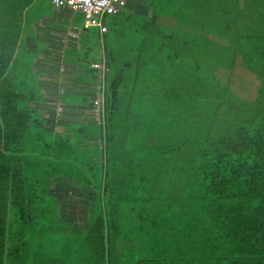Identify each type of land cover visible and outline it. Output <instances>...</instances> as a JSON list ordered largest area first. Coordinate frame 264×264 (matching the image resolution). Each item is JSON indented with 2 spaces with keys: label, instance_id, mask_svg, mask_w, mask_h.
I'll return each instance as SVG.
<instances>
[{
  "label": "trees",
  "instance_id": "16d2710c",
  "mask_svg": "<svg viewBox=\"0 0 264 264\" xmlns=\"http://www.w3.org/2000/svg\"><path fill=\"white\" fill-rule=\"evenodd\" d=\"M34 3L0 0V264H115L124 228L134 264H264V0L147 3L176 29L109 17L102 123L58 131L35 108ZM61 179L94 191L86 228L62 221Z\"/></svg>",
  "mask_w": 264,
  "mask_h": 264
},
{
  "label": "crops",
  "instance_id": "0c3cea01",
  "mask_svg": "<svg viewBox=\"0 0 264 264\" xmlns=\"http://www.w3.org/2000/svg\"><path fill=\"white\" fill-rule=\"evenodd\" d=\"M127 1V7L113 16L121 13L144 15L147 12L153 20H159L163 24L171 19L156 17L147 6L148 2L161 3L162 0ZM29 16L32 19L39 18L35 29L41 52L34 61V72L37 77L36 87L44 98L41 103L35 104V108L44 116L46 129L58 131L60 124H101L103 110L96 107L94 101H100L104 109L105 82L102 88L101 76L93 65L99 63L105 67L107 42L112 39L111 23L109 24L111 16L104 19V25L108 27V32L104 34L99 31V27L89 26L81 11L57 7L51 0H35L29 9ZM119 25L123 27L122 21ZM87 62H91V76L85 74L84 66ZM84 100L88 103H81ZM99 141L97 138L90 139L92 143ZM71 182V179H61L60 186L50 194L57 196L62 205V221H73L77 228H86L92 214L94 191L73 187ZM67 197L74 200L76 206L81 203L86 207V224L81 226L76 208H66L64 200ZM119 246L115 250V259H121L123 254L135 259L136 255L132 257L133 253L129 252L128 245Z\"/></svg>",
  "mask_w": 264,
  "mask_h": 264
},
{
  "label": "rangeland",
  "instance_id": "374dc122",
  "mask_svg": "<svg viewBox=\"0 0 264 264\" xmlns=\"http://www.w3.org/2000/svg\"><path fill=\"white\" fill-rule=\"evenodd\" d=\"M168 19V18H166ZM168 21L165 22L166 27L169 28H177L175 22L173 21V19H168ZM214 40L217 41H223L222 38L220 37H214ZM239 60H237V65H235V68L233 70L232 77H231V86L232 89L234 90V92H236V94H238L241 98L248 100V101H252L256 98L257 96V91L258 88L260 86V81L258 80V78L251 73L250 71L246 70L244 67H242L241 63ZM230 73L229 71L226 70H221L220 71V77H221V81L225 84L227 82V78L226 75ZM71 201H73V203H71ZM64 202L66 203V208L67 209H75L77 213H79L78 216V220L81 223V226L83 224L87 223V214H86V207H84L83 204L79 203L78 206L75 205L74 200H69V197L66 198V200H64ZM88 210V208H87ZM74 212V213H75ZM128 210L126 207H124L123 209V213H127ZM76 214V213H75ZM68 217V216H67ZM74 218L76 219V217L74 216ZM127 221V220H126ZM129 223H133V221L129 222ZM128 228H124L123 229V233L121 232V236H118V240L115 241V246L116 249H118L120 246L119 245H128V247H134L135 249H137L138 254L141 256V259L147 256V254L144 252V250L139 246V245H132V243L128 244L123 243L122 238H125V235L128 233ZM143 247V246H142ZM56 250H59V246L56 247ZM132 248L129 249V252H132ZM120 260V263H119ZM115 264H134V262L132 261V258L128 257V254H123L121 259H118L117 261H115Z\"/></svg>",
  "mask_w": 264,
  "mask_h": 264
},
{
  "label": "built area",
  "instance_id": "2783aa9c",
  "mask_svg": "<svg viewBox=\"0 0 264 264\" xmlns=\"http://www.w3.org/2000/svg\"><path fill=\"white\" fill-rule=\"evenodd\" d=\"M53 5L57 7H69L73 10L81 11L87 23L91 27H99V31L104 34L108 32V27L104 25V19L108 16H113L120 9L126 8L127 0H51ZM94 70L98 71L102 79V88L104 86V74L106 68L97 63L93 65ZM98 108H102L100 101H94Z\"/></svg>",
  "mask_w": 264,
  "mask_h": 264
}]
</instances>
